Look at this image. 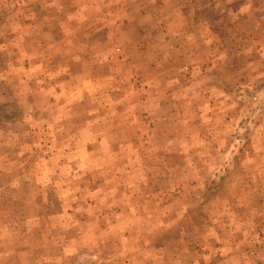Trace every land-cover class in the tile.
Returning a JSON list of instances; mask_svg holds the SVG:
<instances>
[{
    "label": "rangeland",
    "instance_id": "374dc122",
    "mask_svg": "<svg viewBox=\"0 0 264 264\" xmlns=\"http://www.w3.org/2000/svg\"><path fill=\"white\" fill-rule=\"evenodd\" d=\"M0 264H264V0H0Z\"/></svg>",
    "mask_w": 264,
    "mask_h": 264
}]
</instances>
